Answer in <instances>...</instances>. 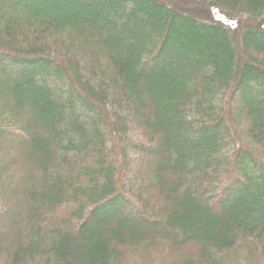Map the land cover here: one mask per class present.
<instances>
[{
  "label": "trees",
  "instance_id": "trees-1",
  "mask_svg": "<svg viewBox=\"0 0 264 264\" xmlns=\"http://www.w3.org/2000/svg\"><path fill=\"white\" fill-rule=\"evenodd\" d=\"M182 1L0 0V264H264V0Z\"/></svg>",
  "mask_w": 264,
  "mask_h": 264
},
{
  "label": "rangeland",
  "instance_id": "rangeland-1",
  "mask_svg": "<svg viewBox=\"0 0 264 264\" xmlns=\"http://www.w3.org/2000/svg\"><path fill=\"white\" fill-rule=\"evenodd\" d=\"M184 2V5H183V7H186V8H191V6L193 5L192 3H191V0H189V1H187V0H183L182 2H180V3H183ZM48 4V6H50V5H52L50 2H48L47 3ZM15 5H11V7H13L14 9H16V8H19V9H23L24 10V7L23 6H15ZM51 8L50 9H47V10H45L46 12H48V13H51ZM59 10V13L61 12V14H66V11H64L63 9H58ZM210 14V13H209ZM55 15H58V14H55ZM1 80V79H0ZM246 102H251V99H245L244 100V103H246Z\"/></svg>",
  "mask_w": 264,
  "mask_h": 264
}]
</instances>
